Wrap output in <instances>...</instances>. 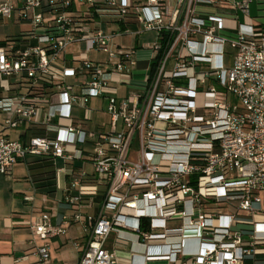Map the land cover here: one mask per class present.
Instances as JSON below:
<instances>
[{"label":"built area","instance_id":"1","mask_svg":"<svg viewBox=\"0 0 264 264\" xmlns=\"http://www.w3.org/2000/svg\"><path fill=\"white\" fill-rule=\"evenodd\" d=\"M77 1L85 17L71 14ZM218 3L21 0L20 15L34 42L21 45L19 36L0 45V78L23 76L39 84L47 77L59 101H51L53 93L2 97L0 111L9 114L4 126L32 120L46 100L58 112H45L43 128L26 143L0 135V174L28 155L50 159L63 179L58 201L69 210L57 219L43 211L30 224L43 240L31 241L35 264H48V239L70 225L85 239L78 264H119L105 243L116 232L115 242L126 244L122 230L160 249L146 254L145 264H244L264 258V34L256 36L246 25L234 37L221 34L226 17L201 8ZM234 4L246 7L247 0ZM14 10L13 0H0V19H10ZM45 14L52 20L37 34ZM107 15L119 22L132 15L141 25L138 33L154 31L157 38L147 47L112 50L115 34L91 25ZM78 41L86 50L107 53L108 60L74 56L75 65H59L66 47ZM226 44L234 49L229 67L223 60ZM138 60L150 66L136 69ZM120 85L126 88L123 97ZM18 86L0 82L3 91ZM92 97L107 100V129L85 130L86 120L71 116L74 105L89 110ZM58 159L61 166L55 165ZM94 206L95 213L83 211ZM171 219L182 224L169 227Z\"/></svg>","mask_w":264,"mask_h":264},{"label":"crops","instance_id":"2","mask_svg":"<svg viewBox=\"0 0 264 264\" xmlns=\"http://www.w3.org/2000/svg\"><path fill=\"white\" fill-rule=\"evenodd\" d=\"M119 1L126 6L135 4V0ZM236 1L242 0H223L217 5L206 7L202 6L201 8L203 11L209 13L218 12L226 17L227 27L221 30L220 33L227 37H234L236 34V30L240 25L252 26L255 31V35H261L262 31H264V0H247L246 7L235 5L234 3ZM13 4L15 6V10L12 17L10 19H0V24L11 23L15 26H18L19 29L16 34L8 35L5 38L0 39V41L20 36L21 39L18 42L21 45L34 42L30 40L27 35L31 29L30 24L20 15L21 0H13ZM70 12L76 17L86 16L85 7L81 5L79 1L75 2L71 6ZM44 19L45 23L43 24V26H41V28L44 29L42 33L47 30L46 25L49 21L52 20V17L49 14H45ZM50 24L51 22L49 23V25ZM91 25L93 28H100L108 33L115 34L110 40V48L115 51L127 50L130 48L147 47L157 38V34L154 31L138 33L141 30V25L135 21L132 15H129L124 21L121 22L107 15L105 17L96 18V21L91 23ZM22 26H25L27 28H22ZM145 34H150V37L148 38L149 40L145 43H142L143 46H140V39ZM116 37H119L120 40L116 41L114 39ZM198 39H200V36H198ZM72 44H74V42L69 44L66 47L65 51L60 55V60L58 62L59 65H75L77 62L73 60L74 56H84L87 59L96 62L94 56H92V51L94 49L86 50L84 53H82V55H78V53L74 52V49L78 45ZM227 46L229 45L226 44L224 47L223 60L224 65L226 67H229L232 64L234 49L229 46L233 50V54H231L226 50ZM149 66V61L138 60L136 62L135 68L144 69L148 68ZM10 77H15L14 80L8 82L10 86L19 84L21 77ZM120 86H118V95L120 97H123L126 94V88L122 85ZM23 92L24 90L21 89L20 84L18 87H11L8 91H3L0 88V98H14L17 93ZM54 95H56V97H54ZM100 98L104 99L107 105L106 98ZM50 99L53 103H57L59 101V97L56 93H53ZM91 99L89 101V105H91ZM48 102L49 101L46 100V102L39 103L36 116L33 117L32 120L25 122L15 128H8L4 126V119L9 116V114L0 111V135L7 136L11 139L21 140L22 142L26 143L31 136H33L43 128L42 118L45 112L50 110H54L56 111V113L58 112V108H51ZM101 111L104 115H106V119L108 120H106L105 122H96L95 124H93L94 128H91L93 129V131L108 128V114L105 112V109H101ZM82 127L85 130H88L85 122H83ZM11 131L15 132L14 136L10 135ZM37 159L39 158L28 155L24 161H19L14 164L8 173L2 174L4 176H7L8 178L13 175L14 169L17 166L24 164L28 171V175L25 176V180L30 182L31 188H29L26 184H18L16 182L17 176H13L11 178V181H7L6 186L0 183L2 185H0V264H35L37 258L32 253L34 243L31 241L34 240L37 244H41L43 243V240L38 236L32 234L30 230V224L34 222L43 211L49 212L55 219L59 218L63 213L69 212L65 205L63 203H60L58 199L56 210L54 212H52V210H46V208H44L43 206V203H37V195L40 192H43V188L41 186H38L39 184L37 182L39 181L37 180L41 178H47L49 176L47 173L48 169H45L44 165L46 163H52L53 167L51 169H54L55 171L53 161L47 158H40V161H37ZM55 165H58L57 160L55 161ZM84 167L88 171L92 170L89 163H85ZM50 176H56V173H51ZM54 182L56 189L55 193H57V191L59 193V186L61 184H57L55 177ZM83 211H90L95 213L97 211V207L94 206L90 210L83 209ZM181 224L182 221L180 219H171L167 222V225L169 227H179ZM119 234L123 238L127 239L126 244H118L115 242V237L117 235L116 232H112L105 243L106 249H108L109 251H116L119 264H145L144 256L146 254L158 253L160 251V249L155 245L148 248L144 244L136 241L135 235L132 232L122 230ZM48 241L50 255L48 264H78L79 257L85 244V239L82 237L77 226H68L65 234L52 237L48 239ZM75 244L77 246H75ZM154 264L164 263L160 262ZM244 264H264V258L255 260L246 259Z\"/></svg>","mask_w":264,"mask_h":264},{"label":"rangeland","instance_id":"3","mask_svg":"<svg viewBox=\"0 0 264 264\" xmlns=\"http://www.w3.org/2000/svg\"><path fill=\"white\" fill-rule=\"evenodd\" d=\"M243 12V10H242ZM22 28H27L25 26H22ZM19 27L18 26H15L11 23H7V24H0V39H3L5 38L6 36L8 35H13V34H16L17 31H18ZM29 29V27H28ZM44 29H42L41 27L37 28V33L40 34L43 32ZM150 37V34H145L141 39H140V46H143L142 43H145L146 41H148ZM116 41L117 40H120L119 37H116L114 38ZM74 44H77L78 46L74 49V52L78 53V55H82V53H84L86 51V46H85V42L84 41H78V42H74ZM72 44V45H74ZM229 53L233 54V50L227 46V49H226ZM92 56H94V59L96 60V62H100V63H104L108 60V55L107 53L103 52V51H100V50H93L92 51ZM226 56V55H225ZM140 74V72H138ZM137 77H140V75H136ZM19 78V77H18ZM15 77H4V78H0V82H9L11 80H14ZM67 82L68 83H75V77L74 76H68L67 77ZM121 87V86H120ZM78 91V89H77ZM54 97H56V95H54ZM227 101L228 102H232L233 101V97L232 95L229 93L228 96H227ZM105 100L100 98V97H93L91 99V105H90V109L89 110H84V109H79L78 107H76L75 105L72 107V116L74 118H78V119H85V123H86V126L88 127L87 129L88 130H93L91 128H94V125L96 122H105L107 117L106 115H104L101 111V109H105ZM119 126L121 127V123L119 124ZM11 136H14L15 135V132L14 131H11ZM57 163H58V166H61L62 163L61 161L58 159L57 160ZM88 167V166H87ZM28 175V171L25 167L24 164L22 165H19L17 166L15 169H14V173L12 176L8 177L7 176H4V175H0V183L1 184H4L5 186L7 185V181H11V178L14 176H17V180L16 182L18 184H26L29 188H31V184L29 181H26L25 180V176ZM55 179L57 181V184H62L63 183V179L60 175H56L55 176ZM0 184V185H1ZM2 186V185H1ZM58 193V191H57ZM46 194L45 192H40L38 195H37V203L41 202L43 203V206L44 208H46V210H52V212H54L56 210V204L58 203L57 202V199L59 197V193L57 194ZM44 197V198H42Z\"/></svg>","mask_w":264,"mask_h":264},{"label":"trees","instance_id":"4","mask_svg":"<svg viewBox=\"0 0 264 264\" xmlns=\"http://www.w3.org/2000/svg\"><path fill=\"white\" fill-rule=\"evenodd\" d=\"M223 0H220V3ZM262 34H264V31H262ZM6 42L5 40L0 41V45H3ZM21 89L24 90V93L27 94L29 98H33L36 96H44V95H50L53 93V83L47 78V77H41L40 78V83L39 84H33L29 79L25 77H21V80L19 82ZM41 159H37V161H40ZM49 162V161H47ZM53 167L52 163H46L44 165L45 169L47 170L48 177L47 178H41L37 181L39 185L43 188V192L46 194H54L55 193V182H54V177L55 176H50L51 173H54V169H51ZM45 173V172H44Z\"/></svg>","mask_w":264,"mask_h":264}]
</instances>
